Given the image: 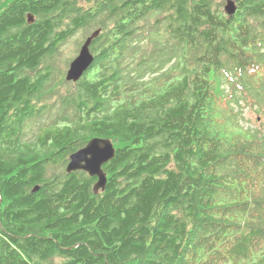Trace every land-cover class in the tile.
<instances>
[{"label": "trees", "instance_id": "obj_1", "mask_svg": "<svg viewBox=\"0 0 264 264\" xmlns=\"http://www.w3.org/2000/svg\"><path fill=\"white\" fill-rule=\"evenodd\" d=\"M0 264H264V0H0Z\"/></svg>", "mask_w": 264, "mask_h": 264}, {"label": "water", "instance_id": "obj_2", "mask_svg": "<svg viewBox=\"0 0 264 264\" xmlns=\"http://www.w3.org/2000/svg\"><path fill=\"white\" fill-rule=\"evenodd\" d=\"M236 6L234 2L229 1L226 7L228 14H234ZM29 21L33 23V16H29ZM100 32H96L84 43L80 49L79 55L74 59L67 71L68 81H79L84 73L89 69L94 61L93 54L90 51V45ZM116 156V149L110 139L94 138L84 148L72 154L69 158L66 172L68 174L82 171L91 177H96L97 182L94 186V192L99 193L106 189L107 174L104 171V165L111 162Z\"/></svg>", "mask_w": 264, "mask_h": 264}, {"label": "rangeland", "instance_id": "obj_3", "mask_svg": "<svg viewBox=\"0 0 264 264\" xmlns=\"http://www.w3.org/2000/svg\"><path fill=\"white\" fill-rule=\"evenodd\" d=\"M79 38L80 37H76L72 39L71 41H69L67 45L64 46L62 50L63 55L61 56V59H62L61 64L65 63L63 60L72 59L73 61L79 55L80 47L81 45H83V42H84V41L82 42V44L80 45L78 49L77 47H78ZM77 49H78V52H76ZM238 112H239V119L241 120L240 124L243 125L245 128H255L257 126V120H258L257 114L254 111H252L250 108L246 106L244 107L239 106Z\"/></svg>", "mask_w": 264, "mask_h": 264}, {"label": "bare ground", "instance_id": "obj_4", "mask_svg": "<svg viewBox=\"0 0 264 264\" xmlns=\"http://www.w3.org/2000/svg\"><path fill=\"white\" fill-rule=\"evenodd\" d=\"M113 143V142H112ZM113 145H114V143H113ZM115 147V146H114ZM116 149V148H115ZM116 153H117V151H116Z\"/></svg>", "mask_w": 264, "mask_h": 264}]
</instances>
